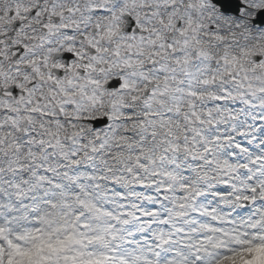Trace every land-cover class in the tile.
Instances as JSON below:
<instances>
[{
  "label": "snow or ice",
  "instance_id": "snow-or-ice-1",
  "mask_svg": "<svg viewBox=\"0 0 264 264\" xmlns=\"http://www.w3.org/2000/svg\"><path fill=\"white\" fill-rule=\"evenodd\" d=\"M253 249L264 0H0V264Z\"/></svg>",
  "mask_w": 264,
  "mask_h": 264
},
{
  "label": "rangeland",
  "instance_id": "rangeland-1",
  "mask_svg": "<svg viewBox=\"0 0 264 264\" xmlns=\"http://www.w3.org/2000/svg\"><path fill=\"white\" fill-rule=\"evenodd\" d=\"M262 256H264V250H261V249H253L251 251V259L253 261L259 259ZM231 260L233 261L232 264H250L249 261H244L242 257L233 258ZM229 261L227 262V264H230Z\"/></svg>",
  "mask_w": 264,
  "mask_h": 264
},
{
  "label": "bare ground",
  "instance_id": "bare-ground-1",
  "mask_svg": "<svg viewBox=\"0 0 264 264\" xmlns=\"http://www.w3.org/2000/svg\"><path fill=\"white\" fill-rule=\"evenodd\" d=\"M230 264H232V261H229Z\"/></svg>",
  "mask_w": 264,
  "mask_h": 264
}]
</instances>
